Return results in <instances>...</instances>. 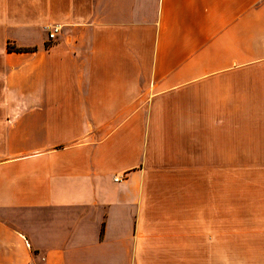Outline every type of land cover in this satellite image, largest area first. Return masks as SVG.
Masks as SVG:
<instances>
[{
    "label": "crops",
    "instance_id": "1",
    "mask_svg": "<svg viewBox=\"0 0 264 264\" xmlns=\"http://www.w3.org/2000/svg\"><path fill=\"white\" fill-rule=\"evenodd\" d=\"M236 171L264 0H0V264H264Z\"/></svg>",
    "mask_w": 264,
    "mask_h": 264
},
{
    "label": "rangeland",
    "instance_id": "2",
    "mask_svg": "<svg viewBox=\"0 0 264 264\" xmlns=\"http://www.w3.org/2000/svg\"><path fill=\"white\" fill-rule=\"evenodd\" d=\"M234 194H264V171H236Z\"/></svg>",
    "mask_w": 264,
    "mask_h": 264
},
{
    "label": "built area",
    "instance_id": "3",
    "mask_svg": "<svg viewBox=\"0 0 264 264\" xmlns=\"http://www.w3.org/2000/svg\"><path fill=\"white\" fill-rule=\"evenodd\" d=\"M61 29L62 26L60 25H50L45 27V30L48 32V39L50 41L55 40ZM115 181H119V179H115Z\"/></svg>",
    "mask_w": 264,
    "mask_h": 264
}]
</instances>
